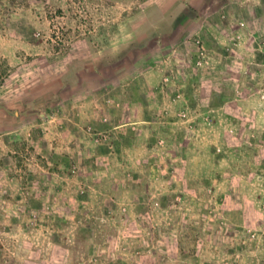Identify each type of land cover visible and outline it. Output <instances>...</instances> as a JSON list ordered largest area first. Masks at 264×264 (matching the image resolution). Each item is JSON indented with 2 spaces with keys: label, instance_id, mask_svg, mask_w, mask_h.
<instances>
[{
  "label": "rangeland",
  "instance_id": "1",
  "mask_svg": "<svg viewBox=\"0 0 264 264\" xmlns=\"http://www.w3.org/2000/svg\"><path fill=\"white\" fill-rule=\"evenodd\" d=\"M0 264H264V0H0Z\"/></svg>",
  "mask_w": 264,
  "mask_h": 264
},
{
  "label": "crops",
  "instance_id": "2",
  "mask_svg": "<svg viewBox=\"0 0 264 264\" xmlns=\"http://www.w3.org/2000/svg\"><path fill=\"white\" fill-rule=\"evenodd\" d=\"M187 12H190L189 11V9L187 8V6H186V9H185V12L183 13V16H182V19L181 20H183L184 19V21L187 19V16H185V15H187L188 13ZM192 12V11H191ZM194 14L196 13L195 12V10H194V12H193ZM220 92V93H219ZM215 91L213 94H212V98L213 99H215V98H217L220 94H221V92H222V89L220 90V91Z\"/></svg>",
  "mask_w": 264,
  "mask_h": 264
}]
</instances>
